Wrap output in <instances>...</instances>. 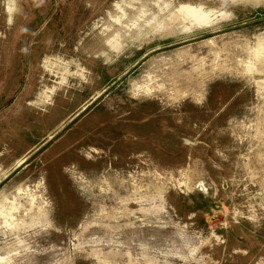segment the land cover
I'll list each match as a JSON object with an SVG mask.
<instances>
[{"label": "rangeland", "instance_id": "rangeland-1", "mask_svg": "<svg viewBox=\"0 0 264 264\" xmlns=\"http://www.w3.org/2000/svg\"><path fill=\"white\" fill-rule=\"evenodd\" d=\"M0 264H264V0H0Z\"/></svg>", "mask_w": 264, "mask_h": 264}, {"label": "water", "instance_id": "water-1", "mask_svg": "<svg viewBox=\"0 0 264 264\" xmlns=\"http://www.w3.org/2000/svg\"><path fill=\"white\" fill-rule=\"evenodd\" d=\"M150 54H151V53H149L148 55H146L145 58L148 57Z\"/></svg>", "mask_w": 264, "mask_h": 264}]
</instances>
